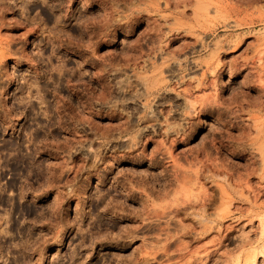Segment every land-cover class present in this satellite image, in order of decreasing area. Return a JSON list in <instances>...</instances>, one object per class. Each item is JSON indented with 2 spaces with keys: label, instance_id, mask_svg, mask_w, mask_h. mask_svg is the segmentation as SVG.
I'll return each instance as SVG.
<instances>
[{
  "label": "rangeland",
  "instance_id": "1",
  "mask_svg": "<svg viewBox=\"0 0 264 264\" xmlns=\"http://www.w3.org/2000/svg\"><path fill=\"white\" fill-rule=\"evenodd\" d=\"M129 11L140 21L135 34L100 53L119 54L121 63L110 79L115 98L124 103L114 109L116 116L86 117L99 130L98 136L88 132L86 140L100 148L102 171H79L84 155L91 157L86 148L68 157L54 150L75 140V133L56 128L49 137L53 147L34 161L42 172H60L62 183L76 179V191L91 210L87 222L57 232L51 242L56 230L43 219L45 210L56 209L57 193L42 175H28L19 152L12 154L23 145L28 126L23 117L14 119L16 84L5 90L0 264H264V0H134ZM89 13L90 20L103 16L97 4ZM18 17L6 13L0 25ZM41 18L48 23L43 12ZM26 32L22 53L30 54L40 40L55 42L39 27L0 26V63L9 73L17 65L21 72L29 68L12 55L24 43L16 38ZM213 78L215 90L209 85ZM233 103L234 109L222 110ZM190 110L206 121L196 137L165 140L166 126ZM217 117L228 121L222 131ZM221 135L242 141L243 150L229 152L219 143L209 150L210 138ZM130 140L137 147L119 152L118 163L105 169L113 149ZM124 177L133 183H124ZM28 186L36 191H25ZM41 186L46 191L37 195ZM77 202H66L73 216ZM89 231L119 239L93 242Z\"/></svg>",
  "mask_w": 264,
  "mask_h": 264
},
{
  "label": "clouds",
  "instance_id": "2",
  "mask_svg": "<svg viewBox=\"0 0 264 264\" xmlns=\"http://www.w3.org/2000/svg\"><path fill=\"white\" fill-rule=\"evenodd\" d=\"M74 4L76 7H73ZM94 4L100 6L103 16L94 20L87 19L90 14L89 9ZM133 6L134 0H0V20L4 19L6 13H19L17 19L11 22L4 21V25L28 27L29 31L39 27L43 36L55 38V42L52 39L47 43L43 40L38 41L30 54L22 53L27 43L25 41L27 32L24 36L16 38L24 43L12 55L17 56L18 64L20 61H26L29 65V68L23 72L17 65V70L9 73L0 63V102L7 99L3 94L14 82L16 93L13 95L19 94L13 103L16 112L14 119L23 117L28 126V130L24 133L23 145H18L12 154L19 152L27 161L28 175H42L44 185L50 184L57 193L56 209L51 212L45 210L46 217L43 219V222L49 225L50 231L56 230L49 238V242L56 237L57 232L65 228L72 229L82 221L87 222L91 210L88 209L86 199L76 191V179L62 183L59 179L60 172L51 168L42 172L34 161L40 152L53 147L49 137L56 128L62 132L75 133V140L61 142L54 150L68 157L79 149L86 148L87 152L91 153V157L84 155L79 171L91 169L102 171L99 168L103 163L100 148L92 149L89 147L91 141L86 140L88 132L98 136L99 130L86 117L116 116L118 112L114 109L118 104L124 103L115 98L114 86L110 79L111 73L117 70L121 63L119 54L101 55L100 53L105 47L117 46L121 40L126 41L135 34L140 21L134 18L133 12L129 11ZM42 12L48 17L47 24L41 18ZM70 53L79 55L80 60L74 61ZM86 65H90L94 71L86 69ZM211 71L215 72V68ZM209 85L215 90L214 78L210 80ZM46 97L50 98L46 99ZM221 107L222 110L234 109L236 104ZM217 121L222 131L228 121L220 117H217ZM205 123L206 121L198 116L197 111L183 112L176 118L174 124L166 126L164 139L168 140L171 137V143L190 141L196 137ZM23 129L24 125H21V130ZM225 140L230 142L224 144ZM218 143L229 152L244 148L242 141L221 135L210 138L209 150L215 151ZM135 147H137L135 141L130 140L128 145L113 149L112 161L105 164L104 168L110 169L118 163L119 152H128ZM123 175L121 173V176ZM119 179L118 177L117 180ZM123 182L133 183L127 177H124ZM25 191L36 190L28 186ZM45 191L46 187L41 186L37 195ZM124 195L127 196L128 193L125 192ZM69 198H76L78 201L74 216L72 205L66 204ZM61 205L64 207L61 208ZM41 215L44 216L43 213ZM86 235L92 236L93 242L119 239V236L100 235L91 231ZM27 251L31 252L34 249L28 248ZM25 264H40V262L29 260L25 261Z\"/></svg>",
  "mask_w": 264,
  "mask_h": 264
},
{
  "label": "bare ground",
  "instance_id": "3",
  "mask_svg": "<svg viewBox=\"0 0 264 264\" xmlns=\"http://www.w3.org/2000/svg\"><path fill=\"white\" fill-rule=\"evenodd\" d=\"M134 8H135V7H134ZM139 13H140V12H139ZM165 24H167V23H165ZM165 24H164V25H165ZM175 25H176V24H175ZM165 26H166V25H165ZM173 27H174V25H173ZM165 28H166V27H165ZM163 29H164V28H163ZM168 29H169V28H168ZM168 29H167V30H168ZM154 49H156V48H154ZM155 51H156V50H155ZM174 72H175V70H171V71H170L171 74H174ZM138 91H139V89H138ZM124 96H125V95H124ZM127 96H128V95H127ZM127 96H126V97H127ZM137 96H138V95H137ZM142 96H143V95H142ZM134 98H135V97H134ZM134 106H135V105H134ZM133 111H134V110H133ZM142 114H143V113H142ZM152 121H153V120H152ZM138 122H139V120H138ZM154 123H156V122H154ZM150 124H151V123H150ZM131 125H132V124H131ZM146 128H147V127H146ZM126 130H127V129H126ZM256 131H257V129H256ZM259 132H260V131H259ZM255 133H256V132H255ZM259 134H260V133H259ZM257 136H258V135H257ZM248 138H249V137H248ZM255 138H256V137H255ZM252 140H254V139L252 138ZM252 140H251V141H252ZM245 151H246V150H245ZM263 155H264V154H263ZM262 157H263V156H262ZM263 160H264V159H263ZM262 163H263V162H262ZM220 190H221V189H220ZM226 191H227V190H226ZM224 192H225V190H224ZM218 194H219V193H218ZM222 194H223V192H222ZM222 196L225 197V194L222 195ZM228 196H229V195H228ZM223 197H221V198H223ZM215 198H216V197H215ZM223 199H224V198H223ZM227 201H228V200H227ZM225 203H226V202H225ZM221 204H222V203H221ZM227 204H228V203H227ZM200 209H201V208H200ZM205 213H206V212H205ZM205 215H206V214H205ZM206 216H209V215H206ZM204 217H205V216H204ZM210 220H211V219H210ZM197 224H198V221H197ZM207 228H208V227H207ZM204 231H205V230H204ZM249 243H250V242H249ZM243 244H244V243H243ZM247 245H248V243H247ZM249 245H250V244H249ZM263 252H264V251H263Z\"/></svg>",
  "mask_w": 264,
  "mask_h": 264
}]
</instances>
